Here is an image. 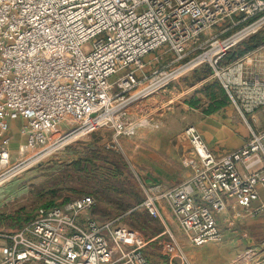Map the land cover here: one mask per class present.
<instances>
[{
    "label": "built area",
    "instance_id": "built-area-1",
    "mask_svg": "<svg viewBox=\"0 0 264 264\" xmlns=\"http://www.w3.org/2000/svg\"><path fill=\"white\" fill-rule=\"evenodd\" d=\"M230 27L208 37L207 50L186 60L202 34L227 20ZM264 27V0H0V187L22 163L34 165L70 143L105 129L117 138L140 128H159L166 108L159 95L195 69L209 65L236 103L234 87L219 64L242 40ZM91 42L92 48L87 44ZM164 48L176 66L147 72L145 57ZM244 87L264 82L242 81ZM152 101L154 112L145 107ZM22 120L18 156L3 136ZM184 133L201 169L178 186L146 184L136 207L115 218L88 216L96 200L86 194L40 207L14 233L0 232V264H151L147 239L119 221L138 208L158 219L169 240L166 264H192L161 207L167 205L193 246L220 244L219 216L234 220L264 211V128H250L241 148L217 156L194 125ZM139 178V177H138ZM255 201H260L254 206ZM264 264L249 248L231 264Z\"/></svg>",
    "mask_w": 264,
    "mask_h": 264
},
{
    "label": "crops",
    "instance_id": "crops-1",
    "mask_svg": "<svg viewBox=\"0 0 264 264\" xmlns=\"http://www.w3.org/2000/svg\"><path fill=\"white\" fill-rule=\"evenodd\" d=\"M144 61L147 72L158 68V57L152 58L148 55ZM222 67L224 80L234 87L232 93L236 96V103L222 80L210 71V67L198 68L159 95L158 99L166 108L157 116L158 129L144 127L132 137L117 138L126 160L140 173L147 185L158 183L172 188L201 169V162L184 133L188 125L197 128L217 156L226 155L244 146L250 139L251 127L264 128V87L242 85V81L253 82L255 78L258 82H264V44L233 60L226 57ZM149 104L151 105L145 109L154 112L152 101ZM21 124L22 120L13 121L10 131L3 134L8 139L12 152L17 150L13 148V144L18 147L23 140L18 131ZM104 141L105 138L102 139V144ZM263 192L261 189L262 195ZM259 203L260 201H255L254 206ZM161 210L183 243L192 264H231L253 246H256L258 252L264 253V241L253 245L249 239L243 243L223 241L220 244L193 246L185 239L173 220L168 206L163 204ZM88 216L97 221L106 220L97 215L93 208ZM256 218L264 219V211ZM162 230L152 237H147H157L145 248L151 264H166L170 254L169 243L164 247L165 250L162 248L163 263L155 262V257L149 252V245L162 244V240L166 238L164 235L159 236ZM243 236L245 237L246 233H243ZM244 244L247 246L239 247L238 252H232L236 249L235 246ZM239 263L242 264L241 261Z\"/></svg>",
    "mask_w": 264,
    "mask_h": 264
},
{
    "label": "rangeland",
    "instance_id": "rangeland-1",
    "mask_svg": "<svg viewBox=\"0 0 264 264\" xmlns=\"http://www.w3.org/2000/svg\"><path fill=\"white\" fill-rule=\"evenodd\" d=\"M238 19L234 17L233 21L227 20L222 27L212 31L211 34H202L199 40L190 46L186 60L206 51L207 39L212 34L230 27L221 35L225 36L246 25L241 23L239 26L231 27ZM87 46L91 49V42ZM164 51V48H160L149 57H158V67L174 68L176 63L173 62V57ZM112 140V130H100L85 139L70 143L63 150L34 165L28 162L20 164L14 171L15 174H12L0 187V232L18 231L36 217L40 207L59 205L86 194L95 197L96 203L93 209L97 215L106 220L122 215L139 205L145 197L144 185L141 181L143 179L126 160L124 154L114 149ZM13 145V148L18 149L19 145L18 147L16 144ZM16 156L18 154L15 151L12 157ZM76 160L81 161L79 166L75 164ZM228 214L224 216L225 218L218 219L219 227L225 235L224 241L243 243L249 239L253 245L264 241V219L245 218L234 220L231 224L229 222L232 221L231 211H228ZM227 217H230V220H227ZM118 224L132 227L146 238L158 234L163 229L162 223L149 216L143 208L126 214ZM243 233H246L245 237ZM168 243L169 240L164 238L162 244L149 245V252L155 257V262H164L161 252ZM244 246L247 245L235 246L236 249L232 252H238V248ZM252 248L257 249L256 246Z\"/></svg>",
    "mask_w": 264,
    "mask_h": 264
},
{
    "label": "trees",
    "instance_id": "trees-1",
    "mask_svg": "<svg viewBox=\"0 0 264 264\" xmlns=\"http://www.w3.org/2000/svg\"><path fill=\"white\" fill-rule=\"evenodd\" d=\"M264 44V30H261L253 35H251L250 37L242 40L241 42H239L232 51H230L224 58L223 60L228 57L230 60H233L235 58H238L240 56H242L243 54H245L246 52L250 51V50H253V49H256L257 47L261 46ZM223 60L219 63L221 66H222V62ZM202 67H210V71H213L214 73V70L212 69L211 66L209 65H203L199 68H202ZM198 69V68H197ZM196 70V69H195ZM79 161V160H78ZM77 160L75 161L76 165H80V162H78Z\"/></svg>",
    "mask_w": 264,
    "mask_h": 264
}]
</instances>
